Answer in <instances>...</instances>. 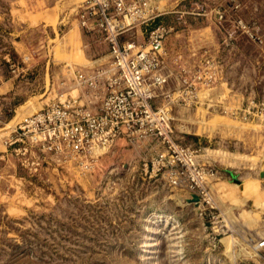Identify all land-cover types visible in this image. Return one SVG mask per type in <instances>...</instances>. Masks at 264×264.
I'll use <instances>...</instances> for the list:
<instances>
[{
	"label": "rangeland",
	"instance_id": "obj_1",
	"mask_svg": "<svg viewBox=\"0 0 264 264\" xmlns=\"http://www.w3.org/2000/svg\"><path fill=\"white\" fill-rule=\"evenodd\" d=\"M81 1L0 0V264H257L264 0H154L163 14L153 23L172 28L167 57L191 68L205 59L212 73L195 103L170 110L172 138L216 171L210 213L167 183L154 141L51 152L14 131L46 104L78 95L73 74L104 62L105 47L78 26ZM134 31L119 41L145 39Z\"/></svg>",
	"mask_w": 264,
	"mask_h": 264
},
{
	"label": "built area",
	"instance_id": "obj_2",
	"mask_svg": "<svg viewBox=\"0 0 264 264\" xmlns=\"http://www.w3.org/2000/svg\"><path fill=\"white\" fill-rule=\"evenodd\" d=\"M79 8L77 23L93 43L105 47L104 62L92 60L94 67L73 74L81 89L78 95L46 104L23 117L14 131L30 133L51 152L63 147L82 153L119 138L154 141L162 147L155 163L167 183L189 198L196 196L210 213V181L216 171L199 164L194 150L172 138L170 123L171 107L195 103L196 89L210 84L208 61L201 59L191 68L178 55L167 57L164 40L172 28L153 23L163 14L154 0H82ZM221 17L218 13L216 20ZM135 26L146 32L145 39L134 31V36L119 41L122 32ZM252 247L258 253L257 264H264V235Z\"/></svg>",
	"mask_w": 264,
	"mask_h": 264
},
{
	"label": "water",
	"instance_id": "obj_3",
	"mask_svg": "<svg viewBox=\"0 0 264 264\" xmlns=\"http://www.w3.org/2000/svg\"><path fill=\"white\" fill-rule=\"evenodd\" d=\"M264 166V164H263ZM260 177L262 176V172L259 173ZM187 202H196L197 201V197L192 195L190 199H186Z\"/></svg>",
	"mask_w": 264,
	"mask_h": 264
},
{
	"label": "crops",
	"instance_id": "obj_4",
	"mask_svg": "<svg viewBox=\"0 0 264 264\" xmlns=\"http://www.w3.org/2000/svg\"><path fill=\"white\" fill-rule=\"evenodd\" d=\"M79 26V25H78ZM93 65H95V63L92 62ZM88 67H91L90 65ZM93 67V66H92Z\"/></svg>",
	"mask_w": 264,
	"mask_h": 264
}]
</instances>
